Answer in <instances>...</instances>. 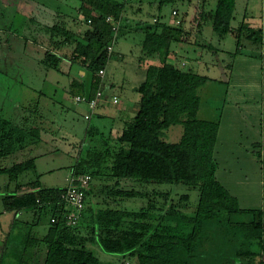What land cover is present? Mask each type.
<instances>
[{"label": "trees", "instance_id": "trees-1", "mask_svg": "<svg viewBox=\"0 0 264 264\" xmlns=\"http://www.w3.org/2000/svg\"><path fill=\"white\" fill-rule=\"evenodd\" d=\"M78 1L80 14L89 23L88 29L77 32L60 23L45 26L42 29L50 37L47 50L38 62L60 73L66 66L85 70L88 84L72 82L70 95L73 99L78 95L92 99L98 91L104 93V76L99 73L106 71L119 37L129 33L128 29L133 30L126 16L130 0ZM179 2H150L157 5L158 11L172 6V10L178 11L173 19H180L179 24L170 25L157 17L154 25L144 27L143 21H139L140 26L135 27L145 33L143 50L148 56L157 54L159 57L157 63L147 66L146 79L138 88V113L124 125L115 140L104 138L92 124L87 128L91 140L95 136L102 137L104 148L92 147L85 155L80 153L72 166L71 178L89 179L86 185L78 180L74 182L84 192L76 226L67 224L66 214L70 209L61 199L71 180L66 188L46 187L39 179L29 181L26 186L20 183V178L27 173H37L35 158L11 166L1 165L2 159L14 149L21 150L33 143L48 145L42 138V130L34 123L27 126L26 123L14 125L8 120L0 121V175H7L10 183H16L15 191L3 196L5 212L14 213L15 218L0 264L6 259L14 231L24 233L20 239L21 249L15 251V264H111L102 261L88 247L94 243L107 253L123 257L124 264L132 259L137 264H227L228 261L252 264L261 253L253 247L260 246L264 251V196L262 209H243L238 198L216 178L219 166L215 148L220 120L198 116L202 101L199 90L211 79L171 61L174 59L171 57L173 43H188L192 37L183 27L185 16H180ZM206 3L208 0H203L197 16L202 20L199 26L210 22L221 38L229 34L234 36L235 56L243 50V40L264 43L262 28L253 27L246 19L238 27L232 25L237 0H218L215 9L210 11ZM115 25L118 28L114 29ZM24 27L23 24L18 26L16 34L28 43V36L23 37L21 33V30L27 33ZM110 45L112 51H109ZM39 109L40 102H37L32 108L33 115ZM33 117L24 119L29 123ZM176 125L183 127L180 140L166 141L164 132ZM262 129L264 138V122ZM259 146H264V141ZM92 180L105 184L91 186ZM127 181L139 185L185 184L199 190V200L191 212L173 203L159 205L154 197L144 206L130 209L119 199L150 195L147 189H125L122 182ZM25 187L30 190L19 194L18 191ZM96 193L106 197L101 202L96 201ZM152 193L160 194L156 190ZM168 195L169 192L165 193L166 199ZM30 211L34 212L35 222H23L18 218ZM46 214L56 221L50 218L47 232L39 236L36 226ZM154 219L157 224L151 222Z\"/></svg>", "mask_w": 264, "mask_h": 264}, {"label": "rangeland", "instance_id": "rangeland-1", "mask_svg": "<svg viewBox=\"0 0 264 264\" xmlns=\"http://www.w3.org/2000/svg\"><path fill=\"white\" fill-rule=\"evenodd\" d=\"M33 1L0 0V121L8 120L14 125L15 123L19 125L26 123L27 126H31L32 121L28 123V120L26 121L24 117L35 116L32 113L34 112L32 108L36 106L37 102H40V92L43 91L48 97H42L41 102H46L47 105L51 106L52 114L58 117H60L58 114L62 115L59 121L64 125V129H62L63 132L57 133V139L48 143V145L33 143V145H27L21 150L14 149L9 156L2 159L1 165L11 166L35 158L37 173L23 175L20 178L21 184L27 186L29 181L39 179L43 186L66 188L71 180L72 166L77 162L79 154L85 155L87 150L92 147L104 148V143L101 136H95L96 138L91 140L85 134L86 129L89 125L94 124L93 121L97 118L95 117L92 121H90L91 119L86 120L73 107L74 99L72 95L66 96L64 94V86L67 84V78L64 75L52 71L47 84H43V66H40L33 57L35 56V59L43 57L45 52L43 47L46 46L44 44L46 39L45 30L35 28V39L38 40V43L43 42V44L39 43L41 46L36 47L34 44L27 43L19 38L15 33V9L24 10L26 8L25 3H27L28 9L29 5H33ZM52 1L43 0L45 4L52 6L51 9L55 8L53 11L57 13V16L60 15V19L62 18V25L77 32H84L88 29L89 23L80 14L78 0ZM140 1L130 0L126 16L130 20L131 26L133 25V30L128 29L129 33H125L124 36H120L118 39L121 44L123 42L126 45V48H132L133 52H130L129 49L124 52L120 51V44L114 46L116 52L107 70V84L112 83L114 90L122 94L123 100H132L137 97L135 87L146 79L147 69H144L142 65L154 64V60L140 64L142 59L145 61L149 56L145 51V56H140L139 50L145 33L141 30H135V27L140 26L138 22L143 21L144 27H147L148 25H154L157 17H161L162 21L170 25H177L172 16V6L164 7L162 11H158L157 5L150 3L154 0ZM179 1L177 8L180 11V16H185L183 27L186 31L191 32L192 37L188 43H173L171 50L172 54L176 53L174 55L176 58L171 59V61L179 63L183 69L193 68L195 72L211 79L199 90L202 99L200 115L206 116L209 118L208 120H217L220 118L223 108L228 111L238 100L237 102H240L238 106L246 111L244 113L246 120H243L241 125V129L244 130L243 134L248 133L252 141L257 140L259 144H262L264 140L262 135L264 122V43L254 44L252 41L243 40V43H245L244 48L241 53L235 56L236 38L234 36L229 34L221 38L210 22H207L203 27L199 26L202 20H199L197 16L202 10L203 0ZM217 1L208 0L206 9L209 11L215 9ZM18 4L19 6H17ZM245 17L255 27L259 26L264 30V0H237L232 25L238 27ZM22 24L21 20H17L18 26ZM122 24L124 25L123 22ZM22 31L23 37L28 36ZM22 34L19 35L22 36ZM29 35L34 38L32 33ZM120 52L125 55L123 59L118 57ZM150 56L154 57L155 55ZM183 62H186L185 66ZM58 85L60 88H58ZM54 90H57V95L54 94ZM65 106L67 109H64ZM110 125L109 122L105 124L106 128ZM246 127L249 130H246ZM182 133L183 127L176 125L166 130L163 138L168 142H177L180 140ZM62 136L65 139H61ZM106 137L109 136L104 135V138ZM109 139L115 140L116 137H109ZM240 142L247 145L246 138ZM236 149L240 150V146L237 145ZM249 152V156L238 154L231 161L234 167L233 170H229L228 173L225 172L222 161L219 162L221 158L219 157V161L217 160L219 177L229 175L227 177L229 179L228 184H231L232 188L238 186L239 181L248 182L250 189L253 188L254 191L257 181L262 183L264 187V146L258 148V156L252 154L251 148ZM257 169L259 170L257 171ZM15 184V182L10 183L7 175H0V257L5 250V240L11 232V225L15 218L14 213L5 212L3 196L13 193ZM90 184L91 186L98 185L100 187L105 183L92 180ZM122 186L128 190L135 188L140 191L143 189L149 191L150 196L148 197L119 199L122 205L130 209H138L147 204L149 198L154 197L155 202L159 205L173 203L191 212L195 209L200 194L199 190L185 184L139 185L127 181L122 182ZM29 190L28 187H25L19 190L18 193L21 194ZM153 190L158 191L160 194H153ZM167 192H169V195L166 199L165 193ZM94 195V199L100 202L106 197L104 194L96 193ZM186 196L188 197L185 198ZM33 213V211L24 212L18 218L23 222H35L36 218ZM48 214L43 215L41 224L36 226V232L38 231L39 236L47 232L50 219ZM158 217L159 215L156 216V218ZM239 217L248 218L245 216ZM151 222L157 224L155 219ZM23 235L24 233L21 231H14L11 234L12 241L5 255L6 259L2 264H15V251L21 249L20 239ZM88 247L104 262L124 264L123 257L105 252L98 244H89ZM130 261H132L131 264H137L135 259L129 260L128 264H130ZM247 261L249 262V260ZM256 261L259 262V260Z\"/></svg>", "mask_w": 264, "mask_h": 264}, {"label": "crops", "instance_id": "crops-1", "mask_svg": "<svg viewBox=\"0 0 264 264\" xmlns=\"http://www.w3.org/2000/svg\"><path fill=\"white\" fill-rule=\"evenodd\" d=\"M49 1H52V0H49ZM24 5L26 7L24 10H20L17 7H16L17 9H15V33L17 31V28H18L17 20H21L23 22V25L25 26L24 30L27 32L26 34L28 35V38H29L28 43L34 44L35 47L38 45L41 46V44H43V42H39V43H41V44H39L38 40L35 39V30H36L35 28H37L39 30V29L44 28L47 25L50 26V25H54L56 23L61 24L62 18L60 19L59 18L60 15L57 16V13L56 12L54 13L53 10H55V8L51 9L52 6H48L47 4H45L43 2V0H34L33 5L30 6L28 4L29 5L28 9H27V3H25ZM35 5H37L38 7H36ZM17 6H19V4ZM78 7L80 9V3H79ZM59 19H60V21H59ZM245 19L247 20L246 17L244 18V20ZM247 22H249L253 27L255 26L254 24H252V22L250 20H247ZM30 33H32L34 35V38H32L33 36L31 37L29 35ZM44 33L46 36V39L44 40V44H46V46H44L43 48L46 51L47 50V43L49 41L50 36L45 31H44ZM119 44H120V49H119L120 51L124 52L125 50L129 49L130 52H133L132 48H126V45L123 42L121 44L119 40L115 46H119ZM115 52H116V47L114 48V54L112 55L110 62L113 59ZM139 52H140L141 57L145 56L144 50H143V42H142V45L140 46ZM173 52H176V51H173ZM175 54L176 53H174V55ZM154 55H155L154 57L149 56L148 58H146L145 61H144V59H142L140 61V64H142V62L143 63H147V61L150 62L149 60H154L153 61L154 64L157 63L159 60V57L157 54H154ZM174 55H172L171 57L176 58ZM115 57H117V56H115ZM118 57L123 59L125 57V55H124V53L122 54L120 52ZM33 58H34V60H36L38 62L43 57H39V58L37 57L35 59V56H34ZM110 62H109V64H110ZM38 64L41 66V64L39 62H38ZM109 64H108V67H109ZM147 64L142 65L144 69H147V66L149 65V64L148 65ZM150 64H152V63H150ZM177 64H179V63H177ZM108 67L105 71L104 77L102 78L105 97L102 100V102H100V104L98 105V107H97L96 111L93 113L90 121H92L96 117L97 119L96 120L94 119V121H93L94 124H92V125L94 127H96L97 131H100L104 135L109 136L111 138H113L114 136L117 138L122 133L124 125L127 124V122H129L138 113L139 106H140V102H139L140 101V95L138 93V88L141 84H139V85H137V87H135V92L137 93V97H135L132 100H130V99L123 100L122 94L120 92H117L114 90L113 84L112 83L107 84V82H106L107 81ZM42 68H43V70H42V82H43V84H47L48 79L51 77V72L56 71V70L46 69L45 67H42ZM56 72L59 73L60 75H64L67 78V84L64 86V94L66 96L70 95V93L72 92L71 91L72 82L76 81V82H79L81 84H84V83L88 84L85 81V79L89 80V78L86 76V71L82 70L78 66H75L74 68H71V69H70V67L66 66V67H64L63 73H60L58 71H56ZM58 88H60L59 85H58ZM54 91H55L54 94L57 95V93H56L57 90H54ZM40 95H41L40 96V109L36 112V115L32 118L31 123H34L33 125L38 126L42 130V138L47 140L48 143H50V142L55 141L57 139V136H56L57 133L63 132L62 129H64L63 128L64 125H62V122L59 121V119L62 117V115L58 114L60 116V117H58L57 115L52 114L53 112H51V106L47 105L46 102H44V103L41 102L42 97L47 98L48 96L45 93H43V91L40 92ZM114 95L119 97L118 103H114V101L112 99V97ZM237 101L238 100L235 101L234 105L228 111L225 108H223V111H221V116H220V118H218L220 120V129H219V134H218V141H217L216 148H215V158H216V160H218L219 157L221 158V160L220 161L218 160V161L219 162L222 161V164L224 165V170L226 173H228L229 170H233L234 167H233L231 161L238 154L249 156V154H250L249 151L251 148L252 154L254 156H258V153H259L258 148L260 147L259 142L257 140L252 141L250 139V137L248 136L249 135L248 133L243 134L244 130L241 129V125H242V121L246 120L245 114H244V113H246V111L238 106V104L240 102H237ZM73 107H75V109H77V112L81 113L84 118H85V115L89 112V108L86 106L85 103H77L75 101V99H74V106ZM64 109H67V107L65 106ZM201 109H202V101H201V106H200L198 116H199V118L208 120L209 118H207L206 116L203 117L200 115ZM51 114H52V116H51ZM261 115H262V113H261ZM107 122H109L111 125L106 128L105 124ZM245 129L249 130L247 127ZM85 134L87 135V129L85 131ZM262 135H263V129H262ZM109 137H106V138L109 139ZM245 138L247 139V145L240 142L241 140H243ZM61 139H65V138H63V136H62ZM237 145L240 146V150L236 149ZM258 170L259 169H257V171ZM261 175H263V174H261ZM228 176L229 175L226 174L225 176L219 177V173H218V169H217L216 178L231 192V194H233L234 196H236L238 198V200L240 202V206L243 209H251L252 210V209H262L263 208L264 187H263L262 183H258V181H257V183L255 184V191L253 188L250 189V185L248 182H244V181H239L238 186L232 188V186H230L231 184H228V181H229V179L227 178ZM236 185H237V183H236ZM259 198H261V200H259ZM253 249L256 252L261 251V253L256 256L257 257L256 260H259V262H257L255 260V262L253 264H264V251H262L263 250L262 247H260V246L256 247L255 246V247H253ZM228 263H229V261L227 262V264ZM229 264H247V262L246 261H243V262L242 261H235L234 263H232L230 261Z\"/></svg>", "mask_w": 264, "mask_h": 264}, {"label": "built area", "instance_id": "built-area-1", "mask_svg": "<svg viewBox=\"0 0 264 264\" xmlns=\"http://www.w3.org/2000/svg\"><path fill=\"white\" fill-rule=\"evenodd\" d=\"M177 15H178V11L173 10L172 16L176 17ZM175 21L177 22V24L180 23V19H175ZM116 28H118V25L114 26V29H116ZM112 50H113V46L110 45L109 51H112ZM183 65L185 66L186 62H183ZM99 74L101 76H104L105 71L101 70ZM104 97H105L104 93L102 91H98L96 96L92 99L88 98L87 96H82V95L76 96L75 99L78 103L84 102L88 105L89 112L85 115V118L87 120H90L92 117L93 111L96 109L97 105L100 102H102ZM112 99H113L114 103L119 102V97L116 95H114L112 97ZM77 180L81 181L83 185H86L89 182L88 177H78V178L72 177L70 185L68 186L67 190L61 194L62 201H64L68 205V208L70 209V211L66 214L67 224L70 226H75L78 224V222L80 220V216L78 214V211L83 206L84 192L77 185L74 184V182ZM51 217L52 216H50V218ZM51 221L52 222L56 221V218H51Z\"/></svg>", "mask_w": 264, "mask_h": 264}]
</instances>
